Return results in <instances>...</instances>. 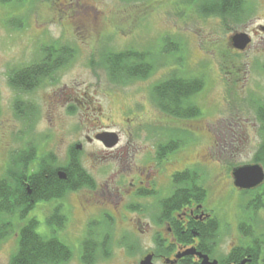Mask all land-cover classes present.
I'll return each instance as SVG.
<instances>
[{
    "label": "rangeland",
    "instance_id": "1",
    "mask_svg": "<svg viewBox=\"0 0 264 264\" xmlns=\"http://www.w3.org/2000/svg\"><path fill=\"white\" fill-rule=\"evenodd\" d=\"M200 4L193 0L0 3V178L4 176L10 154L29 145L36 147L38 157L52 154L58 165H65L71 143L84 133L90 124L88 119L94 121L95 116L87 113L85 99H95L104 113L111 107L118 123L115 129H123L124 95L149 97L153 86L163 78L193 79L197 75L203 82L202 88L189 97V102L200 111L194 119L202 136L197 152L206 156L207 148H211V158L203 160L201 172L202 187L209 194L205 205L214 207L213 256L229 257L231 247H246L260 238L264 234V208H254L251 203L257 195L264 197V184L253 193H239L231 188L230 172L236 166L254 163L264 142V130L257 114L258 106L264 104V33L253 34L250 45L242 52L234 50L229 39L237 32H253V28L263 24L264 0H245V15L237 23L204 15ZM88 19L94 25L82 37L78 26ZM51 46L69 49L73 59L54 72L51 80L31 92L24 94L11 88L9 71L39 62L42 49ZM130 49L151 54L154 71L145 79L112 83L101 65L102 54ZM53 94L57 95L58 103L50 112ZM109 94L110 103H107ZM17 101L20 106L24 105L21 114L26 115L30 104L35 106L36 114L31 119L20 118L15 110ZM177 126V123L171 124V133L177 131ZM212 133L219 141H210ZM78 158L95 183L102 181L105 171L110 170L111 164L105 167V162L102 163V155L82 153ZM179 158L176 165L181 167L193 154L187 149ZM125 160L120 159L122 174ZM262 162L259 163L264 169ZM82 193H70L50 204L39 202L22 220L13 217L12 233L0 241V264L9 263L17 247V227L31 217L38 221L39 234L54 236L71 248L72 257L66 264H87L81 259L82 242L90 231L99 244L90 264H137L144 254L154 249L155 221L139 216L141 221L136 225L132 220L137 215L127 212L125 206L120 208V216L106 205L98 211V203L86 205L84 212L80 206ZM54 208H62L66 217L63 227L57 230L45 220ZM240 225L246 227L249 235L244 236ZM105 243L106 256L100 251L101 244ZM153 262L165 264L160 259Z\"/></svg>",
    "mask_w": 264,
    "mask_h": 264
},
{
    "label": "flooded vegetation",
    "instance_id": "2",
    "mask_svg": "<svg viewBox=\"0 0 264 264\" xmlns=\"http://www.w3.org/2000/svg\"><path fill=\"white\" fill-rule=\"evenodd\" d=\"M240 4L239 10L243 11L245 0H241ZM243 15H245L244 11ZM211 17L224 21L222 17L217 15ZM93 25L94 21L89 19L84 21L78 26L79 34L82 37L86 36L89 34V30H92ZM263 26L264 22L253 28V32H246L251 41L253 34L263 32ZM229 45L232 47L230 39ZM232 48L242 52L248 47L245 50ZM196 77L193 79L200 80L197 75ZM168 78L169 76L163 78L162 82ZM155 86H153L152 95L149 97L136 98L134 94H130L128 98L123 96L125 101L122 107L125 106V110L121 112L122 117L121 115L120 117L124 128L119 127L118 130L115 129L118 123L111 107H108L104 113L95 99H85L84 104L87 113L95 116L94 121L91 122L88 119L90 124L85 127L84 133L78 135L71 143L67 152L66 164H72L76 158L79 160L78 156L82 153L85 155H102L104 158L102 163L105 162V167L111 164L110 170L105 171L102 181L95 183L93 180L92 185H89L88 180L83 175L79 176L74 167L70 169L67 166H61L60 170L54 171L55 177L59 180H68L71 190L67 196L70 193L79 194L83 192L80 195V206L84 212L87 211L86 205L98 203L100 205L98 211H101L103 209L101 207L106 205L112 207L115 213L120 216V208L125 206L127 212L137 215L132 220L134 224L139 225L141 221L139 216L148 217L155 221L157 224H155L152 233L154 235V249L146 253L152 254L153 261L160 259L165 264H201L200 256L207 255L210 261L216 260L217 264H238L240 261L234 262L228 256L222 258L213 256L215 250L214 236H216L214 207L205 205L209 194L202 187L201 172L203 160L211 158V148H207L208 154L206 156H201L197 152L202 137L194 120L198 115L185 116L184 113H181V116L178 117L172 115L168 110L165 111L162 103L155 96ZM137 92L140 93V91ZM107 96V103H110V94ZM57 100V95L50 96V112L56 109L54 106L58 103ZM184 122L187 123L184 124ZM172 123L178 124L175 133L170 131ZM101 132L116 133V144L113 147H107L97 138ZM209 137L212 143L219 141L216 134L212 133ZM187 149L191 150L193 158L181 167L177 166L179 157ZM123 157L126 159V165L122 174L119 166L121 164L120 159ZM81 168L85 174L90 175L82 165ZM113 168L115 169L112 170ZM59 172L63 173V178L59 176ZM263 184L264 182L251 190L238 189L233 184L231 188L233 187L239 193H253ZM188 185L191 187L187 188ZM177 189L186 193V199L184 197L177 200L175 193ZM98 191L99 194L97 195ZM172 199L175 200L173 205H171ZM254 200L256 197L252 199V201ZM41 203L50 204V202ZM61 204L69 210V206H66L62 201ZM72 209H74L73 206H71ZM51 214L53 212L48 213L45 217ZM62 214L64 215V213ZM117 214L115 215L118 216ZM88 222L86 220V223ZM249 246L248 248H250ZM232 250L233 247H231L229 254ZM245 258L249 257L246 256Z\"/></svg>",
    "mask_w": 264,
    "mask_h": 264
},
{
    "label": "trees",
    "instance_id": "3",
    "mask_svg": "<svg viewBox=\"0 0 264 264\" xmlns=\"http://www.w3.org/2000/svg\"><path fill=\"white\" fill-rule=\"evenodd\" d=\"M12 1L0 0V3ZM193 1L201 3V8H199L204 15H217L222 17L225 22L229 19L234 23L242 18L243 11L239 10L241 0ZM42 50L43 56L39 62L9 71L7 78L11 88L24 94L31 92L51 80L54 77V72H57L73 59V53L69 49L58 50L57 47L51 46ZM151 58L152 56L148 52L132 49L115 53L106 51L102 54L101 65L105 67L112 83H125L130 80L147 78L154 71ZM202 84L203 82L200 80L172 76L156 85L154 91L165 111L168 110L172 115L178 117L181 116V113H184L185 116H195L199 115L200 111L195 104L189 102V97L200 91ZM30 105L24 116L21 114L24 111V105L20 106L17 101L15 104L17 115L20 118L28 117L31 119L30 116L36 114V109L34 105ZM257 110L258 120L262 124V130H264V104L258 106ZM263 160L264 142L259 147L252 162L259 164ZM63 166L70 169L74 167L78 175H83L88 180L89 185H92L93 180L85 174L77 158L72 164L67 163ZM61 168L55 156L48 154L38 157L36 147L32 145L15 150L10 154L4 176L0 178V241L12 233L15 225H13V217L22 220L36 207L37 203L60 200L67 195L71 190L68 180H59L55 177L54 171ZM186 187L190 188L191 186ZM175 193L177 200L184 197L186 199V193L180 192L179 189ZM255 197L256 200L251 203L254 208L264 207V197L259 195ZM174 201L171 200V205ZM57 209L55 208L53 214L45 219L47 224L54 227L53 229H60L66 222V217L60 209ZM37 224L38 221L35 217H31L22 225L19 224L17 227V247L8 264H66L71 259V248L54 236L46 237L39 234L36 231ZM245 225L249 229L248 224ZM240 230L242 233L245 231L244 236L249 235L244 225H240ZM95 239L96 235L90 231L82 242L81 259L84 263L90 264L94 259L99 245ZM249 247L233 248L228 258L234 262H239L247 256L250 258L247 264H264V234L260 238L254 239ZM107 250V244H101L100 251L104 253V256H106Z\"/></svg>",
    "mask_w": 264,
    "mask_h": 264
},
{
    "label": "water",
    "instance_id": "4",
    "mask_svg": "<svg viewBox=\"0 0 264 264\" xmlns=\"http://www.w3.org/2000/svg\"><path fill=\"white\" fill-rule=\"evenodd\" d=\"M264 32V26L262 27ZM232 47L237 50H245L250 42V36L246 32H237L230 37ZM97 138L101 140L107 147H113L117 142V135L114 132H101ZM264 169L260 163L245 164L236 166L231 170L233 185L238 189L251 190L264 182ZM61 178L64 177L62 172H59ZM201 264H217L216 260L210 261L207 255H201ZM153 256L151 253L144 255L138 264H154ZM249 258H245L238 264H246Z\"/></svg>",
    "mask_w": 264,
    "mask_h": 264
}]
</instances>
